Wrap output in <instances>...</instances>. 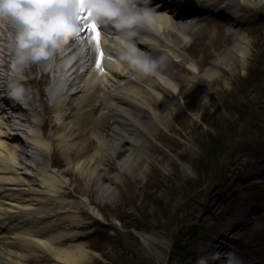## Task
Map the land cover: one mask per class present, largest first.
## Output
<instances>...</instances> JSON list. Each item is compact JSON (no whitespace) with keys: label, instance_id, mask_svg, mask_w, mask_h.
Returning <instances> with one entry per match:
<instances>
[{"label":"rangeland","instance_id":"rangeland-1","mask_svg":"<svg viewBox=\"0 0 264 264\" xmlns=\"http://www.w3.org/2000/svg\"><path fill=\"white\" fill-rule=\"evenodd\" d=\"M238 4L241 25L221 21L223 29L216 25L209 38L194 41L191 55L183 51L186 58L204 62L197 71L202 84L190 83L192 98L187 95L186 101L177 92L175 99L167 95L174 112L166 124L147 123L153 134L140 137L137 165L146 168L140 180L121 170L129 152L110 153L114 167L105 166L110 194L92 191L89 214L78 217L89 226L62 245L85 247L84 264H196L220 241L227 243L220 252H236L242 264H264V6ZM236 32L247 37L246 58L239 61L228 52L231 64L215 66L219 82L212 86L203 79L206 69L233 49ZM127 136L136 138L133 132ZM80 186L89 195V185ZM243 211L253 217L241 222ZM35 253L38 264L53 262L45 250Z\"/></svg>","mask_w":264,"mask_h":264},{"label":"bare ground","instance_id":"bare-ground-1","mask_svg":"<svg viewBox=\"0 0 264 264\" xmlns=\"http://www.w3.org/2000/svg\"><path fill=\"white\" fill-rule=\"evenodd\" d=\"M236 1H239L237 7L241 8L264 6V0H225L226 5L222 4L216 10L222 12L232 26H239L244 21L235 9ZM171 7L170 10H158L162 15L156 23L152 27L140 28L133 38L136 46L146 54L151 57L157 54L166 59L164 63L158 61L156 71L151 74L137 72L127 62L119 60V31L111 33L107 27H101L99 49L90 31L83 32L91 46L87 60H91L92 66L85 77L80 78V91L52 99L42 88V82L51 73L66 70L65 60L79 51L78 45L74 47L78 38L65 45L49 70L36 65L19 71L26 77L25 88L32 93L37 91L33 94L31 109L41 113V117H34L37 119L32 125L42 130V135L36 133L33 143L46 148L37 147L29 154L30 145H17L14 134L9 133V118L0 113V264H28V260L38 264L36 249L45 250L53 260L51 264L86 263L89 251L85 247L63 246L65 241L76 237L79 228L89 226L90 223H83L78 217L83 212L89 214L92 191L97 189L101 195L105 192L110 194L106 183L109 172L104 168L110 163V152L113 150L118 156L129 152L120 166L121 170L133 172L136 182L140 180L138 175L146 173L144 166L137 165L142 162L138 150L142 148L143 141L129 139L127 135L133 132L137 138L146 137L153 134L148 122L158 126L172 118L174 109L168 96L172 98L174 94H170L168 89L175 90L179 99L186 101L187 95L192 98L189 95L192 91L190 83L202 84L197 70L203 62H198V66L195 63V67L187 62L188 67L183 68L184 71L180 70L181 66L177 71H171L177 60H184L181 49L187 48L192 38L187 26L192 31L196 27L195 32L198 31L199 22L207 18L203 15L208 11L202 10L211 7L210 1L186 0L185 5ZM198 9L201 11L192 13ZM189 16L199 18L188 25L184 18ZM14 34L13 23L0 20V89L7 86L6 76L16 77L18 73L12 68ZM67 48L70 50L63 54ZM100 50L104 53L102 58ZM228 52L229 57H237L239 61L246 58L248 45L244 33L236 36L231 51L220 54L216 63L206 69L203 79L209 80L212 86L219 82L215 78L218 74L215 66L231 64V59H227ZM98 64L101 67L98 68ZM75 67L76 63L69 69ZM37 73L41 76L37 77ZM130 73L137 79L133 80ZM72 76L70 87L77 83L76 70ZM163 105H166V111H161V114L156 107ZM145 113L148 114L145 117L147 121L143 122ZM110 119L115 126L111 127ZM106 128H110L112 133H108ZM49 140L54 144L52 148H48ZM125 141L130 148H124L122 142ZM48 150H55V157ZM65 176L76 184L73 192L66 189L68 181ZM81 182L89 185V195L80 186ZM75 194H81V199L74 200ZM224 246L222 241L208 250L216 252Z\"/></svg>","mask_w":264,"mask_h":264},{"label":"clouds","instance_id":"clouds-1","mask_svg":"<svg viewBox=\"0 0 264 264\" xmlns=\"http://www.w3.org/2000/svg\"><path fill=\"white\" fill-rule=\"evenodd\" d=\"M83 7L91 12L90 20L98 26H111L119 31L120 61L143 74L156 71L158 60L139 49L133 39L140 28L152 27L162 15L151 0L139 3L137 0H86ZM80 9L79 0H0V20H8L15 26L13 67L22 71L29 66H47L53 62L65 45L79 36ZM30 95L19 80L9 81L10 99L25 104ZM221 257H226L221 264H242L234 251L201 255L196 264H214Z\"/></svg>","mask_w":264,"mask_h":264},{"label":"snow or ice","instance_id":"snow-or-ice-1","mask_svg":"<svg viewBox=\"0 0 264 264\" xmlns=\"http://www.w3.org/2000/svg\"><path fill=\"white\" fill-rule=\"evenodd\" d=\"M81 4V9H80V15H79V20L80 22L85 23V31H90L92 34L93 40L97 45V48L99 49L100 45V34H101V27L98 26L94 21L90 20L91 12L84 8L83 5L86 2V0H79ZM80 34V33H79ZM100 57L102 58L104 53L103 50H100L99 52ZM97 67H101V65H97Z\"/></svg>","mask_w":264,"mask_h":264}]
</instances>
